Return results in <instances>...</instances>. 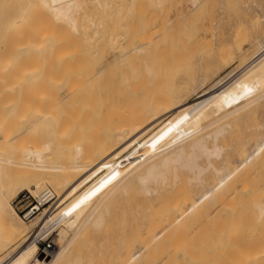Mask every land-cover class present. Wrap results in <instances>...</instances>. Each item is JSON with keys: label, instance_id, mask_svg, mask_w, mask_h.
Returning a JSON list of instances; mask_svg holds the SVG:
<instances>
[{"label": "rangeland", "instance_id": "obj_1", "mask_svg": "<svg viewBox=\"0 0 264 264\" xmlns=\"http://www.w3.org/2000/svg\"><path fill=\"white\" fill-rule=\"evenodd\" d=\"M96 1L87 0L82 13H79L80 17H77L79 19L76 18L77 25L81 26H78L79 33L92 34L98 32L97 38L101 36L115 37L119 36L118 33L126 30L130 32L133 29L153 28L159 31L160 35L145 53L134 57L122 67L114 68L103 84L90 86L66 108L63 107L57 111L58 114L64 113L68 117L67 125L70 133L74 135L70 143L72 145L73 141L80 138L77 141L82 140L80 143L83 142L85 150L91 152L96 161L104 157L103 150L111 147L114 142L116 143L118 136L122 133L125 134L130 125L145 119L146 123L149 124L156 121L155 127L140 141L122 152L119 158L105 166L98 174L69 195L63 203L58 204L59 206L57 203H60L58 201L60 199L56 190L49 185L43 187L42 189L50 187L49 189L55 193V198L43 207L40 206L34 214L25 217L26 224L30 227L28 236L19 239L1 252L0 262L2 260L3 262L0 264L7 260L5 264H10L16 259V256L12 257L15 254L13 250L21 246L29 236H32L30 241H34V243L45 241L52 244V248L48 252V254L53 252L52 255L47 257L48 254L42 253L38 247L39 255L38 252V256L36 255V258L44 260L47 257V260L44 261H50L56 251L62 250L73 238L76 230L85 222L86 224L82 227V234L77 239V245L68 260L74 262L78 259L81 261L80 264H95L104 254L106 248L110 249L111 254H126L129 249V241L135 234L140 236L145 232L148 222L147 216L150 212L161 209L166 204L164 201L166 202L175 193L177 183L173 182L174 175L180 176V182L188 183L189 181L187 171L180 168L175 170L173 164L169 169L163 168L164 158L167 155H171L173 158L179 157V155L188 156L195 151L196 138L201 134L206 136L221 124L226 123L228 126H225L224 134L219 137L218 142L223 146L224 151L221 157L214 159V168H220V170L222 168V171H217L220 173L218 174L213 169V174H207L206 179L212 180L217 177L215 183L224 180L223 186L220 187H224L227 192L228 180H231L229 176L235 175L241 170L244 171H241L242 174L240 172L235 175L238 176L236 180L233 178L234 175L232 176V179L238 181V178L244 176L243 173L246 172L247 168L253 172L255 169H264V70L262 69L264 60L239 75L242 69L241 64L255 53V43L264 38V19L258 16L259 20H262L260 23L257 16L247 14L240 6L238 8L232 6L231 11L221 14L218 10L221 0H207L202 9L189 14L186 13V9L190 6L191 0ZM39 2L41 3L40 0ZM39 2L38 0H0V154L7 156L15 154L13 151L12 153L7 151V146L17 141L15 138L11 142L5 143V135L21 136L25 139L27 137L30 141L47 143L49 145H44L46 150L53 148L57 143H63V145L59 144L63 148H57L61 149L59 150L61 152L70 146L66 144L67 138L62 139L65 144L62 140L59 141L61 130L51 128L47 120L37 124L38 127L36 128L34 125L33 129L30 128L32 127L29 126L30 123L27 125L24 122L25 118L34 116L37 111H47L49 97L56 90L48 83L47 62L52 58L53 48L68 45V38H73V35L77 34L70 29V26L62 29L61 26L65 25H60L54 19L49 20L48 17H53L44 13V11L48 13V10L46 7L43 8L42 3ZM39 5L41 6L39 7ZM58 26L60 27L58 28ZM69 29L72 32H68ZM12 34L18 36H16L18 38V52L20 51L15 60V65L20 64L23 69L20 67L19 69L21 72L23 70L22 73L25 78L23 74L21 78L19 76L20 79H16L18 76L9 78L1 72L4 64L7 65L8 56L5 57V55L9 54L7 43ZM95 41L86 40L85 42L84 40L85 49L90 47L94 50ZM110 41L112 40L109 38ZM107 42L105 43L106 49L104 48L106 51L112 48ZM114 42H110V44L112 45ZM96 61L97 58H91L89 67L95 65ZM34 68L39 71L42 68V74L39 75L40 72H38L33 75ZM25 69L32 71L27 70V73ZM24 71L27 74L31 73L26 76ZM142 78L145 79L147 86L146 94L142 99V111L137 113L135 118H132L133 121L118 122L119 116L127 115L131 111L129 101L135 96L134 83ZM2 80L5 83L17 82V86L11 94L7 93V83L4 85ZM221 80L225 83L224 85H227L225 90L219 95L215 94L210 99L211 101L209 100V103L196 114L184 118L185 113L201 96H204L208 91H212L210 92L212 94L217 90ZM103 85H105V90L101 92L102 89L100 88ZM110 88L117 89V98L115 103L111 105L107 104L110 99L107 91ZM238 108L241 110L234 114L236 117H232V115L230 118L216 122ZM181 119L183 120L181 121ZM213 121L214 123H211ZM28 126L29 128H27ZM163 128L169 129L167 135L152 149L151 145L155 143V135L161 132L157 135V139L163 135V132L165 133L166 130ZM199 129L203 130L195 134V131ZM209 138L212 139L211 136ZM209 138L206 136L205 139L211 144L213 139ZM68 139L71 138L68 137ZM169 146L171 148L166 149ZM130 152H135L131 159H137L142 154L147 153L140 160L138 170L154 164L158 165L165 174L159 184L152 183L153 188L158 192L151 196H144L139 193L140 182L130 181L131 183H126V190L117 189L115 192H111L104 199L95 215L88 221L89 211L92 209L90 204L83 206L78 215L62 222L64 217L70 213L71 207L80 205L84 201L82 200L83 197L87 194L89 196V194L95 193L97 189L94 188L98 180L100 182L104 178L107 179L108 175L104 174L108 173L111 177L113 175L110 173L112 167L127 158ZM241 158H245L244 161H240ZM126 162L129 163L127 160L123 161L121 165ZM235 166L240 171H236ZM243 167L245 170L242 169ZM231 170L236 172L232 171L233 174H231ZM252 173L248 174L250 181ZM261 173L264 175L262 171ZM260 174L256 175L253 181L254 179L257 180L256 178ZM224 176L228 179L227 181ZM252 176L254 177V175ZM190 187L191 190L197 189L195 182ZM222 188L220 190L216 188L218 193L220 191V196L221 193L225 192L224 190L221 191ZM217 192L215 191V194ZM217 198L219 199V197ZM35 200L39 199L27 190H19L10 197L11 204L21 216L29 210ZM77 201L80 202L76 204ZM99 215L103 218L102 226L95 224V219ZM55 216L57 218H54ZM40 217L52 218L51 223H49L51 226L47 230L44 228V232L42 231V234L40 233L35 241L39 230H42L38 228L41 222L40 225L37 223ZM67 222H73L75 227H68ZM116 224L118 225L115 226ZM124 226L125 230L119 229ZM32 238L34 239L32 240ZM34 262L35 260L32 259L27 264H34ZM64 264L69 263L65 262Z\"/></svg>", "mask_w": 264, "mask_h": 264}, {"label": "bare ground", "instance_id": "obj_2", "mask_svg": "<svg viewBox=\"0 0 264 264\" xmlns=\"http://www.w3.org/2000/svg\"><path fill=\"white\" fill-rule=\"evenodd\" d=\"M40 1L43 5L42 7H46L48 10V13L45 11L44 13L47 14V16L50 14V16L53 17H48L49 20L52 21V19H54L60 25H65L63 27L61 26L62 29H66L67 26H70V29L77 34L73 35V38H68V45L65 44L53 48L52 58L50 56L51 59L47 62L49 69L48 83H50L51 87H55L56 89L54 94H51L49 97L47 111H37L34 113V116L32 115L28 119L25 118L24 122L26 124H32H29V126H32L30 128L33 129L34 127H38L44 120H47L51 128L54 127L56 130H61L58 138L59 141L66 138L68 139V137L71 138L70 140H65L67 141L66 144L70 146L67 147V150L65 149L61 152L59 151L61 149L57 148L62 147L63 143H57V147L55 145L53 148L46 150L44 145H49L47 143L34 140L30 141L27 137L26 141L25 137L21 136H4L5 143H9L15 138L17 142L14 141L7 146V151L11 153L13 151V153H15L13 156L0 154V253L19 239L28 236L27 234L30 229L25 219L11 204V195L19 190H27L42 202V194L47 189L42 188L49 185L56 190L60 199L58 200L60 203H57V205H60L69 195L83 186L90 178L98 174L105 166L119 158L122 152L128 150L133 144L140 141V139L152 130L156 124V121L149 124L143 119L140 122L130 125L125 134L122 133L118 136V139L116 138V143L114 142L111 147L103 150L104 157L101 160L95 161L93 159L91 152L85 150L83 142L80 143L82 140L77 141L80 139L78 136V139L73 141L71 145L70 141L74 138V135L70 133L69 126L67 125L68 117L64 113L58 114L57 111L63 107L66 108L68 104L90 86L103 84L104 80L114 68L122 67L134 57L145 53L149 47L155 43L160 33L153 28H140L133 29L130 32L128 30H126L128 32L123 31L118 33L119 36H113L114 38L112 36H101L97 38L98 32L92 34L78 32V26L80 25H77L76 18L80 17L79 13L85 7L87 0ZM96 2H98V0ZM190 2V6L186 9V13L188 14L202 9L207 0H191ZM40 6L41 5H39V7ZM232 6L237 8L240 6L247 14L255 15L257 18L259 16L264 19V0H221L218 10L221 14H225L231 11ZM40 9L43 10L42 8ZM59 27L60 26H58V28ZM70 29L68 32L71 31ZM16 36L17 34H12L9 37L10 39L7 43L9 54L5 55V57L8 56V61L7 65L4 64L1 72L4 76L9 78H16L18 76L16 78L18 79L19 76L20 78L22 77L23 70L21 72L20 69L23 68L20 67V64L15 65V60L20 52H18V36ZM109 38L112 40L110 42L115 41L112 45L109 42ZM84 40L85 42L86 40H96L93 45L94 50L89 46L86 50L85 44L83 43ZM106 42L110 47L112 46V48H109L110 50L107 51L105 50ZM255 45V53L251 58L244 60L241 64L242 69L239 75L245 73L249 68L264 60V38L258 40ZM93 57L97 58L96 64L89 67V61L91 58L93 59ZM22 58L23 56L21 59ZM21 59L19 58V60ZM19 62L22 63L21 61ZM263 66L262 69L264 70ZM41 69L39 71L37 68H34L32 74L36 75L40 72L39 75H41ZM25 70L32 71L29 69ZM30 73L31 72H29V74ZM221 81L218 84L219 87H216L217 90L215 92L213 91L214 93L210 94L212 91H208L204 96H201L190 110L185 113V117L182 116L184 118L193 116L205 107L215 94H221L227 86L224 85L225 83H223V81L222 84ZM3 83L5 85L7 82ZM16 86L17 82L9 81V83H7V93L11 94ZM104 86L105 85L100 88L102 89L101 92L105 90ZM146 91L147 86L144 78L134 83L135 96L129 101L131 111H129L127 115L123 114L119 116L118 122L121 123L126 120H132V118L136 117L137 113L142 111L141 104ZM107 92V94H109L108 97H110L107 104H114L117 98V89L110 88ZM239 110L241 109H234L216 122L227 119L228 117L230 118L232 115V117H234V114ZM183 119H181V121ZM211 123H214V121ZM225 124L217 126L214 131L206 134L207 138L210 136L212 137L213 140L209 138L212 140V143L210 142L211 144L206 141V136L201 134L195 140V151L188 154V156L179 155V157L173 158L171 155H167L164 158L162 163L163 168L169 169L173 164L175 170L180 168L187 171L189 173L188 183L180 182V176L175 174L173 181L177 183V189L174 190L175 193L171 198L167 199L166 202L164 201L166 204L161 209L158 211L152 210V212H150L149 216H147L148 222L145 232L140 236L135 234L129 241L127 253L121 255L111 254L109 252L110 249L106 248L104 254L95 264H264V175H261V171L264 174V169H255V174H253V170H248L247 168V173V170L244 168L246 165H243L244 167L242 169H244L247 174L243 173L244 176L240 175L243 179L239 176L240 179L238 178V181H235L238 177L235 175L242 171L238 169L240 172L237 173V166H235V175L233 174L234 170H231V172L233 171L231 174L234 175L232 176L235 180L232 179V176H229V179L232 181L224 176L226 181L228 180L229 182L227 192L224 187H220L223 186L224 180H217L218 183H215L217 177L212 179L213 181L210 178L206 179L207 174H213V169H215L214 171L216 172L220 170V168H214V159L221 157L224 151L223 146L219 144L218 140L219 137L224 134L225 126H228ZM29 126L27 128H29ZM202 130L199 129L195 131V134ZM166 131L157 139V135H159V133L161 134V132L155 135V143L151 145L152 149L167 135L168 131ZM65 141H63L64 144ZM170 148L171 146L166 149ZM134 153L135 152H130L127 158L121 162L119 161L118 164L116 163L117 165L115 164L116 166L114 165L115 167H112L110 173L113 175H111V177H109V171L107 172L108 174H104L108 175L107 179H103V175V180L100 182L98 180L99 183L97 182L98 184L96 183L94 188L95 190L97 189V191L92 193V195L89 194V196L87 194L88 197H83L82 200L84 201L80 205L76 207L74 205V208L71 207L70 213L64 217L62 222H65L74 215H78L83 206L90 204L92 209L89 211L88 221L95 215L104 199L110 195L111 192H115L117 189L126 190V183L130 181L140 182L141 186L139 188V193L144 196H151L157 193L158 191L153 188L152 183L155 185L159 184L165 174L160 170L158 165L154 164L138 170V164L141 162L140 160H142L147 153L142 154L137 159H131ZM244 159L241 158L240 161H244ZM127 160L129 163L126 162L121 165L123 161ZM220 171H222V168ZM251 173L254 177L251 175L252 178L250 181V178H248L250 175L248 174ZM258 174H260V176L256 178L257 180L254 179L253 181V178ZM215 175L217 176L216 173ZM211 178L213 177L211 176ZM220 178L222 177L220 176ZM194 182L197 189L191 190L190 186H192ZM216 188L219 190L222 188L221 191L223 192L224 190L226 193H221L220 196V191L218 193ZM94 189H92L93 192ZM215 191L217 192L216 194ZM214 194H219L217 196L219 199L215 197ZM79 202L77 201L76 204ZM95 202L96 204L94 205ZM43 211L45 212L46 210ZM54 218L57 217L55 216ZM44 221L45 223H43ZM51 221L52 218L40 217L37 223L40 225L41 222L38 228L42 230H39L35 239L32 238V240L34 239L36 241L43 229L46 228L47 230V228L51 226L49 224ZM85 224H83V226ZM95 224L102 226V216L99 215L95 219ZM66 225L70 228L75 227L73 222H67ZM117 225L118 224L115 226ZM83 226L81 225L80 228L76 230L73 238L62 250L56 251L53 255L54 257L50 261L44 260H47V257L52 255L53 252L48 254L44 260L36 258L37 252L39 255V247L37 241L36 243L30 241L32 236H29V238L23 241L21 246L18 245L19 247L13 250L15 254L13 253L14 255L12 257L16 256V259L10 264H27L32 259L35 260L34 264H64L65 262L69 264H80L81 261L78 259L74 262L68 259L72 256V251L77 245V239L82 234ZM119 229L125 230V226ZM62 233L64 232L62 231ZM7 261H5V263ZM1 262H3V260Z\"/></svg>", "mask_w": 264, "mask_h": 264}, {"label": "built area", "instance_id": "obj_3", "mask_svg": "<svg viewBox=\"0 0 264 264\" xmlns=\"http://www.w3.org/2000/svg\"><path fill=\"white\" fill-rule=\"evenodd\" d=\"M43 196L41 197L43 199V203L39 200H35V203H32L29 210H27L25 213L22 214V217L25 219L26 216H30L31 214L35 213V210H39L40 206H44L45 204H48V202H50L51 200H53L55 198V193L53 192V190L47 188L43 194ZM39 250L42 251V253L44 254H48V252L51 250L52 248V244L50 242H41V241H37Z\"/></svg>", "mask_w": 264, "mask_h": 264}]
</instances>
